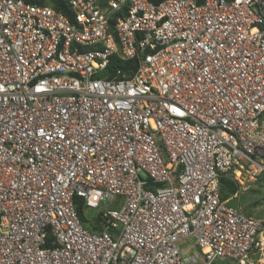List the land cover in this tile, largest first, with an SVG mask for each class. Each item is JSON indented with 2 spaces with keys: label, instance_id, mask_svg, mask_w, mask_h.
<instances>
[{
  "label": "built area",
  "instance_id": "obj_1",
  "mask_svg": "<svg viewBox=\"0 0 264 264\" xmlns=\"http://www.w3.org/2000/svg\"><path fill=\"white\" fill-rule=\"evenodd\" d=\"M64 1L0 0V264H248L264 0Z\"/></svg>",
  "mask_w": 264,
  "mask_h": 264
},
{
  "label": "rangeland",
  "instance_id": "obj_2",
  "mask_svg": "<svg viewBox=\"0 0 264 264\" xmlns=\"http://www.w3.org/2000/svg\"><path fill=\"white\" fill-rule=\"evenodd\" d=\"M252 177L253 175L249 169L241 172V176L236 182L238 191L233 197L229 198V202L233 203L244 214L264 223V174H260L253 179ZM97 212L98 210L88 211L87 216H95ZM258 242L259 247L249 256L248 264H264V230L258 235ZM186 247L184 245L182 249L185 251Z\"/></svg>",
  "mask_w": 264,
  "mask_h": 264
},
{
  "label": "trees",
  "instance_id": "obj_3",
  "mask_svg": "<svg viewBox=\"0 0 264 264\" xmlns=\"http://www.w3.org/2000/svg\"><path fill=\"white\" fill-rule=\"evenodd\" d=\"M24 2L28 4H36V5H47L53 7L55 10L60 11L62 14L65 16L70 15L69 10L67 9L66 3L64 0H23ZM152 4H159L162 0H148ZM102 4L106 2V0H101ZM196 3H200L201 0H195ZM128 63H123L120 61H114L112 62V68H120L123 69L125 67H128ZM238 191V186L237 184L232 181L229 177H221L219 179V194H220V199L222 201L228 200V203L232 206L233 203L229 202V198L233 197ZM78 201V200H77ZM236 207V206H235ZM82 205L81 202H77V213L79 215V218L83 223H86L87 220L84 218L83 211H82ZM248 216V215H247ZM95 219V218H94ZM95 228L91 227V230H94Z\"/></svg>",
  "mask_w": 264,
  "mask_h": 264
},
{
  "label": "bare ground",
  "instance_id": "obj_4",
  "mask_svg": "<svg viewBox=\"0 0 264 264\" xmlns=\"http://www.w3.org/2000/svg\"><path fill=\"white\" fill-rule=\"evenodd\" d=\"M238 175V174H237Z\"/></svg>",
  "mask_w": 264,
  "mask_h": 264
}]
</instances>
